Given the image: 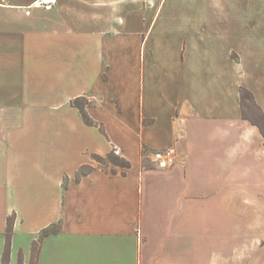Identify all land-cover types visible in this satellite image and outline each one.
Returning <instances> with one entry per match:
<instances>
[{
    "label": "crops",
    "instance_id": "0c3cea01",
    "mask_svg": "<svg viewBox=\"0 0 264 264\" xmlns=\"http://www.w3.org/2000/svg\"><path fill=\"white\" fill-rule=\"evenodd\" d=\"M34 2L0 0V264L11 215L8 264L59 222L35 264H264V0Z\"/></svg>",
    "mask_w": 264,
    "mask_h": 264
},
{
    "label": "trees",
    "instance_id": "16d2710c",
    "mask_svg": "<svg viewBox=\"0 0 264 264\" xmlns=\"http://www.w3.org/2000/svg\"><path fill=\"white\" fill-rule=\"evenodd\" d=\"M240 97L242 118L256 125L264 138V111L261 106L257 103L254 93L248 88L242 86L240 88ZM89 104L90 102L88 101V99L83 96L77 97L72 100V105L79 109L82 119L84 120L86 125L97 127L102 133L106 134L103 124L93 119L88 113L87 107L89 106ZM254 113H256V116L253 115ZM91 156L97 162L98 166L101 164L112 165L114 167L122 168L123 170H127L132 166L130 160H128L125 156L118 154L116 152V149H112L106 155L92 153ZM94 169L95 167L93 165H83L78 171L77 179H80V177L83 175L91 173ZM14 220L15 215H11L8 217L6 230L7 250L4 255L3 264H8L9 261V245L13 233ZM61 229L62 224L61 222H59L51 224L40 231L38 240L34 241L33 244V258L31 264H33V262L35 264L36 262V258L38 256L37 248L39 247L40 242L47 236H50L52 234H58ZM19 264H25L22 258L20 259Z\"/></svg>",
    "mask_w": 264,
    "mask_h": 264
},
{
    "label": "built area",
    "instance_id": "2783aa9c",
    "mask_svg": "<svg viewBox=\"0 0 264 264\" xmlns=\"http://www.w3.org/2000/svg\"><path fill=\"white\" fill-rule=\"evenodd\" d=\"M58 0H35L34 4L45 9L52 10L56 7ZM151 158L159 168H168L178 160L177 153L172 148L157 149L151 153Z\"/></svg>",
    "mask_w": 264,
    "mask_h": 264
},
{
    "label": "rangeland",
    "instance_id": "374dc122",
    "mask_svg": "<svg viewBox=\"0 0 264 264\" xmlns=\"http://www.w3.org/2000/svg\"><path fill=\"white\" fill-rule=\"evenodd\" d=\"M235 56V58H236V55H234ZM253 115H255L256 116V113H254ZM151 154V153H150ZM149 159V160H148ZM152 159V158H151ZM150 158H146V157H142V161L144 162V164H146V165H149V164H155L156 165V163H155V161L152 159L151 160ZM97 163V162H96ZM100 167H103V168H107L108 166H112V165H103V164H101V165H99ZM38 249V248H37ZM33 264H34V262H33Z\"/></svg>",
    "mask_w": 264,
    "mask_h": 264
}]
</instances>
